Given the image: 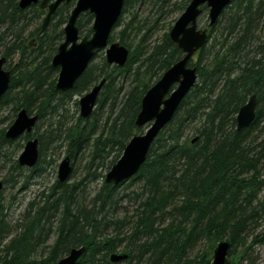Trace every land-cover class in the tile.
Returning a JSON list of instances; mask_svg holds the SVG:
<instances>
[{
    "label": "trees",
    "instance_id": "obj_1",
    "mask_svg": "<svg viewBox=\"0 0 264 264\" xmlns=\"http://www.w3.org/2000/svg\"><path fill=\"white\" fill-rule=\"evenodd\" d=\"M141 1L125 0L123 14L127 7H134ZM172 1L165 0V3ZM191 1L175 2L174 11H185ZM73 7L74 3H70L58 9L52 18L53 21L59 16L53 31L41 34L40 29L37 30L44 42L39 46L42 52L45 45L51 49L57 41L64 40V28L60 31L58 28L67 23ZM27 12L18 8V0H0V21L9 20L15 24L19 17H26ZM43 14V11L34 9L35 17ZM123 14L113 33L121 25ZM263 14L264 0L255 5L246 0L231 1L221 16L228 24L226 43L219 44L213 36L218 30V22L210 30L207 45L199 51V60L195 64L197 84L159 134L138 174L117 186L106 184L99 169L109 171L120 159L131 138L142 132L143 129L135 124L142 99L163 74L183 58L184 53L177 44L166 35L149 54L143 70L141 66L135 68V65L145 49L143 51L138 46L136 50H131L124 32H121L120 43L131 50L127 65L122 68L111 66L103 58L101 68L91 64L74 89L66 93L55 91L56 79L47 92L43 90L47 81L59 72L51 65V54L42 58L40 63L34 58L30 59L31 65L21 63L22 72L18 77H15L16 70L13 69L11 87L0 99V112L13 106L14 115L21 108L31 113L37 106L40 119L56 111L54 96L67 99L82 95L106 79L98 100V109H101L114 100L118 76L134 71L135 79L119 115L114 120L107 119L99 136L95 137L97 111L91 116L92 123L82 127L83 119L79 118L67 135L68 156L71 159L94 142L91 165L96 167L94 177L104 179L102 187L85 205L75 199L80 183L71 184L70 180L57 182L53 188L58 195L55 203H48L35 211L33 208L28 210L21 231L0 249V263L58 264L72 248L85 246L86 253L77 264H113L110 255L117 252L125 240L128 242L125 252L129 254V259L122 263L127 264H184L202 236L214 243L230 239L231 253L238 245L245 246L251 226L264 217V199L259 198L264 191V178L259 179L257 165L246 154L249 134L264 122V47H259L260 57H252L251 52L243 55L252 45L256 24ZM92 23L91 14L81 15L78 28L82 35H91ZM113 39L112 35L110 42ZM260 45L264 46V41ZM15 90L19 92L15 93ZM252 94L257 95L256 120L250 128L238 131L236 115ZM8 120V117H0V123L5 124ZM198 120L201 123L196 128L198 135L194 142V138H186V132ZM12 123L11 117L8 127ZM54 138L52 131L37 138L39 166L44 162L47 145ZM13 143L6 139L4 131L0 133V157H10L6 149ZM259 147L260 155L264 157V140ZM14 163L11 174L23 171L17 161ZM252 170L254 174L244 176ZM129 181L142 184L141 193L133 192L135 200L140 202L137 215L131 217L132 221L128 217H118L119 188ZM53 210H58L61 216L57 238L47 258L37 260L33 258L34 249L48 230L49 214ZM126 224L133 227L129 237L105 233L113 226L121 228ZM2 233H7L4 227L0 230V237ZM257 244H264V234L254 238L253 245ZM201 262L211 264L205 258Z\"/></svg>",
    "mask_w": 264,
    "mask_h": 264
},
{
    "label": "rangeland",
    "instance_id": "obj_2",
    "mask_svg": "<svg viewBox=\"0 0 264 264\" xmlns=\"http://www.w3.org/2000/svg\"><path fill=\"white\" fill-rule=\"evenodd\" d=\"M182 0H173L172 3L166 4L165 0H142L140 4L134 7H127V11L123 14L121 25L115 29L112 42L120 41L121 32L125 34V38L128 43L132 45L134 50L143 41L145 47V53L138 59L135 68L142 67L146 68V62L149 54L152 52L155 45L161 43L164 36L170 33L172 27L176 21L182 15L184 11H174L173 4ZM185 1V0H184ZM172 11V12H169ZM29 19L34 16V10L30 9L27 12ZM45 14L41 15L39 19H35L30 27V32L36 33L43 23ZM57 16L50 24L49 29L46 32H51L55 29V24L58 21ZM225 19H220L217 25L218 30L213 33V36L218 37L219 33L225 27ZM208 23V11L202 15L199 20V24L202 28H205ZM200 26V27H201ZM64 27L58 28L60 31ZM259 36L264 40V28L260 30ZM36 37H31L28 42H38ZM27 42V43H28ZM62 41L56 42L55 50L51 53L52 57L55 55V51ZM212 40L210 41V44ZM136 50V49H135ZM51 57V58H52ZM106 59V49L100 51L95 57L92 64L102 67V60ZM42 58H40V61ZM199 60V53L194 55L192 64H196ZM19 61V57L12 60L11 70L14 69ZM9 69V68H8ZM22 72L21 65L15 71V77H18ZM134 71L127 75H121L117 77L116 92L114 100H110L105 107L98 109L96 116V135L99 136L103 129H105L107 119L114 120L120 113L124 102L127 97V92L134 85ZM51 82V81H50ZM86 94L74 95L71 98L62 99L61 96H54V105H57V109L54 113H49L44 118L39 119L33 132L30 134L28 139L38 138L39 135L47 134L48 131H52L54 139L47 145L45 149L44 162L39 166H35L32 169L24 168L23 171L18 173H10L11 166L14 161L18 160L20 154L25 148L27 142L26 137H22L14 141L13 145L7 148V154H9L8 163L3 167L0 166V180L7 181L5 190L0 197V217L3 215L6 221L9 223L7 233H2L0 237V249L4 245L16 236L22 229V223L25 215L30 208L33 211L46 206L48 203H55L58 195L53 192V188L58 182V171L60 163L68 156V143L67 135L71 128H73L80 116V105L79 100ZM5 108L0 112V117H8V121L3 124L4 127H8L11 122V117L16 115L12 114V108ZM37 106H35L34 112L37 113ZM93 121V117L82 121V127H87L88 122ZM92 123V122H91ZM200 120L192 124L186 132V138H195L198 134L196 128L200 126ZM141 133H144L142 130ZM264 140V122L249 134L247 141L246 154L249 159L254 160L253 163L257 165L259 179L264 178V157L260 155V144ZM94 142L85 147L81 153L77 155L75 159H71L74 168V174L70 178L69 183L79 184L80 190L78 191L75 199L80 200L83 204L88 205L91 199L95 196L98 190L102 187L105 176L108 170L103 168L99 169V172L103 173V178L94 177L96 172L95 165L92 164ZM12 159V161H10ZM92 167V169H91ZM255 172L252 170L250 173H245V177H250ZM13 178V181L11 180ZM83 184V185H82ZM56 192V191H55ZM133 192L137 194L142 192V184L139 182H126L119 188L120 199L118 203V217L129 218L130 221L132 216L137 215L139 209L140 200L136 201ZM260 199H264V191L259 195ZM50 224L48 230L42 235L41 240L34 249L33 258L42 260L47 258L50 253L51 247L55 244L57 238V226L58 219L61 217L58 210H53L50 214ZM257 224L251 226L250 231L247 235L246 245H238L235 251L231 253V257L237 255H243L244 260L239 264H264V244L253 245V240L256 236L264 233V218L258 220ZM133 227L126 224L124 227L116 228L111 227L107 232L109 235H119L121 238L125 236L129 237L132 233ZM4 238V239H3ZM217 242L214 243L209 239L202 236L199 239L195 248L189 253L185 259L184 264H204L201 259H209L212 261V250L216 246ZM128 247V242L125 240L122 242L121 247L117 250L118 252H125ZM203 261V260H202ZM1 264V263H0ZM127 264V263H122Z\"/></svg>",
    "mask_w": 264,
    "mask_h": 264
},
{
    "label": "water",
    "instance_id": "obj_3",
    "mask_svg": "<svg viewBox=\"0 0 264 264\" xmlns=\"http://www.w3.org/2000/svg\"><path fill=\"white\" fill-rule=\"evenodd\" d=\"M74 0H21L20 6L27 8L40 3V8L47 10L42 31L51 22L53 15L63 4ZM232 0H192L187 9L172 27L169 37L182 50L184 56L176 62L145 94L141 110L136 117L137 128H144L143 134L131 138L121 158L112 166L105 177L106 184L118 185L137 175L145 164L150 148L159 133L171 122L179 106L198 81L197 67L191 66L194 55L208 42L209 29L216 25L224 10ZM125 0H76L64 27L65 40L59 46L53 59V65L59 67L60 74L56 91L66 93L74 89L77 81L92 64L96 54L106 49V60L109 65L125 67L130 50L120 42L109 44L112 32L120 20ZM208 9V26L201 28L199 18ZM90 13L94 22L91 36H81L78 20L82 14ZM12 80V72L5 68V60L0 61V99L7 93ZM107 80L103 79L86 93L79 101L82 119L90 118L97 106L100 93ZM257 96L252 95L240 109L237 116L238 129L250 126L257 114ZM39 116L30 117L26 109H21L16 121L6 133L9 140H17L23 134H31ZM39 140L30 139L19 158L21 166L33 168L39 161ZM72 172V163L67 156L59 166L58 179L68 180ZM3 183L0 181V194ZM231 240L220 241L213 249L211 264H239L243 256H230ZM86 252L85 247L73 248L59 260L58 264H77ZM127 254H112L111 261L120 263L127 260Z\"/></svg>",
    "mask_w": 264,
    "mask_h": 264
},
{
    "label": "bare ground",
    "instance_id": "obj_4",
    "mask_svg": "<svg viewBox=\"0 0 264 264\" xmlns=\"http://www.w3.org/2000/svg\"><path fill=\"white\" fill-rule=\"evenodd\" d=\"M51 1H54V0H50V2ZM249 4H258V2H259V0H252V1H254L253 3L252 2H250L249 0H246ZM20 3H21V0H18V8L20 9V10H22V11H28V10H30V9H35V8H37V9H39V10H41V11H43V9H41L40 8V3H37V4H32L31 6H29V7H27V8H22L21 6H20ZM58 11V10H57ZM56 11V12H57ZM208 11V9H204V13L205 12H207ZM225 11V10H224ZM56 14V13H55ZM54 14V15H55ZM208 14H209V12H208ZM53 15V16H54ZM222 16V15H221ZM221 16H220V18H219V20L217 21V23L220 21V19H221ZM41 17V15H39V16H36V17H31L30 19H29V16L28 15H26V17H24V18H22V17H19L18 19H17V21H16V23L15 24H12L13 22L12 21H9V20H1L0 21V61L2 60V59H4L5 60V67L8 69L9 68V70L12 72V70H11V63H12V60L13 59H15V58H17V57H19V61H18V63L16 64V66L14 67V70H16L18 67H19V64L21 65V63H25V64H27V63H29V65H31V61H30V59L31 58H34L35 60H37V62H39L40 63V58H44V57H46L47 56V53L50 51V53L53 51V50H55V47H56V45H53L52 47H51V49H48V46H44L43 47V52L39 49V46L41 45V44H44V42H43V40L41 39V38H39V31H37L36 33H34L33 31L32 32H30V27H31V25H32V23L35 21V19H39ZM201 18V17H200ZM200 18H199V20H200ZM44 19H45V16H44ZM44 19H43V23H44ZM43 23H42V25H41V27L39 28L40 29V33L41 34H43V33H45L48 29H49V26H50V24H51V22L48 24V26L46 27V29L44 30V32L42 31V26H43ZM217 23H216V25H217ZM215 25V26H216ZM201 26V25H200ZM208 26V25H207ZM214 27V26H213ZM212 27V28H213ZM201 28H202V26H201ZM212 28H210V30L212 29ZM264 28V14H263V16L259 19V21H258V23L256 24V31H255V37H254V39L252 40V45L245 51V53H244V55L243 56H245L246 54H249L250 52H251V56L252 57H254V56H256V55H259V57L261 56V53H259L260 52V48L259 47H264V46H262V45H260V43H262L264 40L262 39V37L261 36H259V32H260V30L261 29H263ZM227 33H228V24H226V22H225V27L223 28V30H221L220 31V33H219V35H218V37H217V41H218V43L219 44H224V43H226V41H227ZM170 34V33H169ZM166 35H168V33L166 34ZM165 35V36H166ZM21 36V37H20ZM164 36V37H165ZM31 37H36L37 38V40L36 41H38V42H28L27 40H29V38H31ZM64 40H65V36H64ZM64 40L62 41V43L64 42ZM28 42V43H27ZM61 43V44H62ZM162 43V42H161ZM161 43H158L157 45H155L154 46V48H153V50L155 49V47L156 46H158V45H160ZM60 44V45H61ZM130 44V43H129ZM59 45V46H60ZM144 45V43H143V41L141 42V44H138V46H140V47H142L143 48V51H144V49H145V47L143 46ZM254 45V46H253ZM59 46H58V48H59ZM130 46H131V48H133L132 47V45L130 44ZM23 48H24V50H23ZM58 48H57V50L55 51L56 53H57V51H58ZM128 48V47H127ZM129 49V48H128ZM47 50H49V51H47ZM130 50V49H129ZM152 50V51H153ZM10 51V52H9ZM56 53H55V55H56ZM130 53H131V50H130ZM145 53V52H144ZM7 54H9V55H7ZM10 56V58H8L7 56ZM54 55V56H55ZM54 56L51 58V60H50V62H51V65L54 67V68H58V70H59V67H55L54 65H53V59H54ZM242 56V57H243ZM129 58H130V56H129ZM129 61V60H128ZM192 67H196L194 64L193 65H191ZM59 74H60V70H59V72L55 75V77H53L52 78V80H50V81H47V85L45 84L44 85V88H43V90H44V92H47L48 90H49V87H51V83H52V81L54 80V79H56V82H55V84H54V87H55V91H56V83H57V80H58V78H59ZM119 75V74H118ZM117 75V76H118ZM13 78H14V75H13V73H12V80H11V84H12V81H13ZM101 82V81H100ZM99 82V83H100ZM98 83V84H99ZM11 84H10V87H11ZM10 89V88H9ZM9 91V90H8ZM103 91V90H102ZM16 92H19L18 90H15V93ZM57 92V91H56ZM57 93H60V92H57ZM102 93V92H101ZM252 95H256V94H252ZM251 95V96H252ZM250 96V97H251ZM257 96V95H256ZM245 105V104H244ZM243 105V106H244ZM242 106V107H243ZM241 107V108H242ZM240 108V109H241ZM21 109H26V108H21ZM20 109V110H21ZM19 110V111H20ZM27 110V109H26ZM240 111V110H239ZM27 112H28V114H29V116L30 117H35V116H39V114H37V113H35L34 111H32L31 113L27 110ZM239 113V112H238ZM237 116H238V114L236 115V119H237ZM39 118H40V116H39ZM16 119H17V115L16 116H14L13 117V123L16 121ZM255 120H256V118H255ZM254 120V121H255ZM39 121V120H38ZM254 121H253V123H254ZM12 123V124H13ZM38 123V122H37ZM252 123V124H253ZM3 124L4 123H0V133L2 132V131H4V135H5V137H6V133L8 132V129L11 127V126H9V127H4L3 126ZM252 124L250 125V126H248V127H245V128H242V129H238V126H237V121H236V129L238 130V131H242V130H245V129H248V128H250L251 126H252ZM37 125V124H36ZM140 129V128H139ZM141 129H143L144 131H145V129L144 128H141ZM163 131V130H162ZM161 131V132H162ZM160 132V133H161ZM159 133V134H160ZM137 134H143V133H137ZM137 134H135V135H137ZM134 135V136H135ZM27 136H29V134H23V136L22 137H26V140H27V142L28 141H30V139H28V137ZM159 136V135H158ZM22 137H20V138H22ZM158 138V137H157ZM156 138V139H157ZM7 139V138H6ZM31 139H37V138H31ZM9 140V139H8ZM156 141V140H155ZM194 142L195 141H197V137H195L194 138V140H193ZM27 142H26V144H27ZM26 144H25V146H26ZM25 149V148H24ZM151 149V148H150ZM24 151V150H23ZM23 153V152H22ZM21 153V154H22ZM21 154H20V156H21ZM20 156H19V158H20ZM19 158H18V160H16L17 162H18V165L21 167V168H23V170H24V168H26V167H24V166H21L20 165V163H19ZM8 158H6L5 156H1L0 157V166L1 167H3L5 164H7L8 163ZM10 161H12V159H10ZM15 162V161H14ZM13 162V164H12V168L11 169H14V167H15V164L16 163H14ZM72 162V161H71ZM112 168V167H111ZM73 170H74V168H73V166H72V172H73ZM111 170V169H110ZM109 170V171H110ZM108 171V172H109ZM59 172V171H58ZM72 172H71V175H72ZM108 172H107V174H108ZM106 174V175H107ZM138 174V173H137ZM71 175H70V177H71ZM70 177L68 178V180H70ZM106 177V176H105ZM133 177H131L130 179H132ZM130 179H128V180H130ZM68 180L67 181H65V182H60L59 181V179H58V182L59 183H66V182H68ZM2 183H3V189H2V192H1V194H0V197H2V194H3V192H4V190H5V187H6V184H7V181H2V180H0ZM125 181H127V180H125ZM124 182V181H123ZM123 182H121V183H123ZM120 183V184H121ZM120 184H118V185H120ZM110 185H114V184H110ZM114 186H117V185H114ZM264 217H262V218H260V220H262ZM6 218L5 217H3V215L0 217V230H1V228L2 227H4L5 228V230H7L8 228H9V223L5 220ZM264 234V233H263ZM217 245V244H216ZM80 247H85V246H80ZM80 247H75V248H80ZM216 247V246H215ZM214 247V248H215ZM86 248V247H85ZM213 248V249H214ZM73 249V248H72ZM86 253V252H85ZM84 253V254H85ZM116 254H127L128 255V258H127V260L129 259V254L128 253H126V252H115ZM115 253H112V254H115ZM112 254L110 255V261H111V256H112ZM212 256H213V250H212ZM243 260H244V256H243ZM126 260H124V261H122V262H125ZM122 262H120V263H122ZM111 263H113L112 261H111ZM113 264H119V263H113Z\"/></svg>",
    "mask_w": 264,
    "mask_h": 264
},
{
    "label": "flooded vegetation",
    "instance_id": "obj_5",
    "mask_svg": "<svg viewBox=\"0 0 264 264\" xmlns=\"http://www.w3.org/2000/svg\"><path fill=\"white\" fill-rule=\"evenodd\" d=\"M71 3H73V2H71ZM70 4V3H69ZM61 7V6H60ZM59 9V8H58ZM43 12H44V14H47V10H43ZM6 68V67H5ZM7 69V68H6ZM7 70H9V69H7Z\"/></svg>",
    "mask_w": 264,
    "mask_h": 264
}]
</instances>
